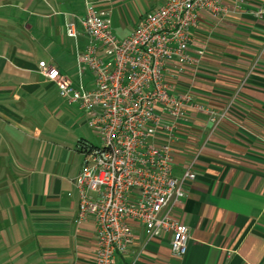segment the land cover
<instances>
[{"label": "crops", "instance_id": "0c3cea01", "mask_svg": "<svg viewBox=\"0 0 264 264\" xmlns=\"http://www.w3.org/2000/svg\"><path fill=\"white\" fill-rule=\"evenodd\" d=\"M88 1L110 8L121 39L161 0ZM84 2L0 0V264H91L94 256L96 227L79 219L73 183L81 162L51 128L48 94L56 86L37 68L50 61L75 82L91 81L80 72V50L77 79L58 64L62 30L88 41L79 21ZM68 14L76 17V36L67 34ZM192 48L203 54L193 51L197 61L172 79L173 88L227 114L214 126L206 113L192 112L172 143L175 171L194 160L196 173L174 213L190 228L185 255L173 258L162 238L145 244L133 264H264V18L203 13ZM137 235L134 247L142 243ZM130 255L116 264H132Z\"/></svg>", "mask_w": 264, "mask_h": 264}, {"label": "built area", "instance_id": "2783aa9c", "mask_svg": "<svg viewBox=\"0 0 264 264\" xmlns=\"http://www.w3.org/2000/svg\"><path fill=\"white\" fill-rule=\"evenodd\" d=\"M79 21L88 41L77 53L80 72L91 81L75 82L50 61H40L38 72L53 83L65 101L85 113L86 123L100 144H87L73 183L78 191V217L96 227L91 264H116L131 252L132 264L145 244L168 239L173 258L181 259L190 228L175 216L196 177L193 161L175 171L173 141L179 125L204 112L214 126L227 110L215 109L191 90L173 88L172 79L196 61L194 32L203 13L216 19L231 14L264 18V0H161L141 16L124 38L111 27L109 7L84 0ZM67 34L76 36V17L68 14ZM142 243L134 247L138 238Z\"/></svg>", "mask_w": 264, "mask_h": 264}, {"label": "rangeland", "instance_id": "374dc122", "mask_svg": "<svg viewBox=\"0 0 264 264\" xmlns=\"http://www.w3.org/2000/svg\"><path fill=\"white\" fill-rule=\"evenodd\" d=\"M254 6V5H253ZM251 6V7H253ZM253 9V8H252ZM80 26L78 30L80 31ZM64 33L63 44H64V52L62 56V61L58 62V64L63 67L65 66L67 72L71 73V76L74 79H77V75H72L75 72L77 73V64L75 63V53L77 50H82L84 43V34H79L76 39L72 37H67L65 31L63 30L60 32ZM68 66V67H67ZM84 77H89L91 74L90 72L85 69ZM70 76V75H69ZM49 97L52 98L51 101V109L50 112L53 114L49 120L51 128L56 129L57 133H62V138L64 141L66 140L67 143L75 148L76 152H70V155H77L75 163L79 164L82 163L83 154L82 152L78 151L76 148V142L79 138H85L89 142L93 144H100L99 135L98 133L91 128L85 120H81L80 115L81 112L74 104H69L63 98L58 96L56 92V88H52L51 92L48 94ZM73 153V154H72ZM42 239L40 238L39 243L42 244Z\"/></svg>", "mask_w": 264, "mask_h": 264}, {"label": "trees", "instance_id": "16d2710c", "mask_svg": "<svg viewBox=\"0 0 264 264\" xmlns=\"http://www.w3.org/2000/svg\"><path fill=\"white\" fill-rule=\"evenodd\" d=\"M92 144L91 142H89L88 140L84 139V138H79L76 142V148L78 151L82 152L83 149L85 148V146L87 144Z\"/></svg>", "mask_w": 264, "mask_h": 264}]
</instances>
